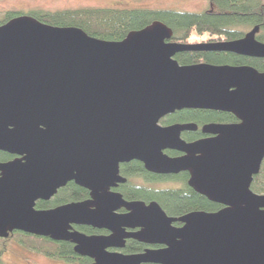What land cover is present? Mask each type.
<instances>
[{"label": "water", "instance_id": "1", "mask_svg": "<svg viewBox=\"0 0 264 264\" xmlns=\"http://www.w3.org/2000/svg\"><path fill=\"white\" fill-rule=\"evenodd\" d=\"M258 30L228 42L182 44L170 42L172 30L159 21L121 41L29 15L0 25V151L15 156L0 162V239L20 231L69 242L91 264H264V194L250 189L264 160V72L174 58L220 51L264 59ZM188 109L230 113L239 123L205 125L202 132L213 137L187 143L181 133L195 125L160 120ZM133 160L156 174L188 172L187 185L223 207L174 218L157 202L125 201L109 188L125 181L119 164ZM68 182L91 199L35 208ZM74 225L110 235L86 236ZM126 237L165 248L106 250L121 248Z\"/></svg>", "mask_w": 264, "mask_h": 264}, {"label": "trees", "instance_id": "2", "mask_svg": "<svg viewBox=\"0 0 264 264\" xmlns=\"http://www.w3.org/2000/svg\"><path fill=\"white\" fill-rule=\"evenodd\" d=\"M209 7L201 12H187L167 9L147 8H105L86 7L65 10L34 9L23 14L18 11H7L1 17L0 25L20 16L29 15L39 22L51 26L76 27L87 35L105 41H121L131 31L143 29L155 21L162 22L172 30L170 42L189 43L197 41L228 42L240 39L244 31L258 26L256 40L264 43V1L263 0H208ZM248 30V31H249ZM247 31V32H248ZM180 65H230L250 66L264 72V59L250 58L220 51H185L174 57ZM235 118L228 113H218L207 110L176 111L160 120L162 125L187 121L194 122H225L230 123ZM12 159L10 155L0 152V162ZM125 175L147 174L138 162L122 166ZM150 179V178H149ZM180 182V180H176ZM250 189L258 194H264V165L259 174L254 177ZM126 201L157 202L169 216L178 217L193 211L215 212L220 206L208 201L204 196L181 183L179 189L149 190L143 187H126L121 190ZM87 191L73 182L68 183L49 201H37V210L55 208L71 202L83 200ZM89 233L91 230L78 228ZM13 240L19 246L43 256L61 260L70 264H88L90 260L77 256L68 242H54L49 238L34 236L20 231H14L7 239H0V254L3 244Z\"/></svg>", "mask_w": 264, "mask_h": 264}, {"label": "flooded vegetation", "instance_id": "3", "mask_svg": "<svg viewBox=\"0 0 264 264\" xmlns=\"http://www.w3.org/2000/svg\"><path fill=\"white\" fill-rule=\"evenodd\" d=\"M189 43H214V42H208V41H204L203 40V41L189 42ZM207 111H210V110H207ZM213 112L225 113V112H219V111H213ZM228 114H230V113H228ZM236 123H239V121L235 118V120L232 121V122H230V123H225V122H203V121H201V122H194V121H187V122H181V123H175V124H193V125L196 126V128L194 130L183 131L181 133V139H183L187 143H190V142H195L197 140L207 139V138H212L213 137V135H211V134H205V133L202 132V127L205 126V125H208V124H236ZM160 125H162V124L160 123ZM169 125H172V124L163 125V126H169ZM165 153L169 157H179V156L182 155V153H178V152H175V151H165ZM10 156H11L12 159L15 158V156H13V155H10ZM12 159H10V160H12ZM131 162H138V161L133 160V161H130V162H127V163H121V164H119V172H118V174H119L120 178L125 179V181L124 182L115 183V185L113 187H110L109 188V191L110 192H115V193H118V194H120L122 196L121 190L122 189H125L126 187H132V186H135V187H143V188H147L149 190L150 189L151 190L179 189L181 187V183L182 182H185L186 186H188L187 185V181L189 179L188 172H179L177 174H156V173H152V172H149L146 169H144L143 164L140 163V162H138V163H140L142 165V168H143V170L145 172V175L147 174L148 179H146L143 174L125 175L122 172V166L123 165H126V164H129ZM263 165H264V160L262 161L260 170L262 169ZM254 177H253V179H254ZM176 180H180L181 183L180 182H176ZM68 183H70V182H68ZM61 189H59L58 191H60ZM58 191H57V193H58ZM87 193H88V195H87L86 198H84L83 200L77 201V202H83V201L90 200L91 199L90 192L87 191ZM122 198H123V196H122ZM149 202L150 201L144 202V203L148 204ZM217 205L220 206L219 209H221L223 207V206H221L219 204H217ZM117 212L118 213H126V211L123 208L119 209ZM178 217H180V216H178ZM178 217H174V218H178ZM172 226L175 227V228H180L182 226V223H180V222H174V223H172ZM73 228H74V230H76V231H78L80 233H83L86 236H108V235H110V232L107 231V230H105V229H96V228H92L90 226H76V225H74ZM78 228H86V229H90L91 231L89 233H85V232L79 231ZM140 230H141V228H133V229L126 228L125 229V233L126 234H134V233L139 232ZM69 244H71V243H69ZM71 245H72L73 252H74V245L73 244H71ZM164 248H165V245H163V244H158V243H145V242L138 241V240H136L133 237H126V238H124L122 240V247L121 248H108L106 250L108 252H118V253H121L123 255H135V254L145 253L146 251L162 250ZM77 256H79V255H77ZM79 257H81V256H79ZM82 258H87V257H82ZM87 259L90 260V262L88 264H91L93 262V260H91L89 258H87Z\"/></svg>", "mask_w": 264, "mask_h": 264}, {"label": "rangeland", "instance_id": "4", "mask_svg": "<svg viewBox=\"0 0 264 264\" xmlns=\"http://www.w3.org/2000/svg\"><path fill=\"white\" fill-rule=\"evenodd\" d=\"M86 7L167 9L198 13L207 9L209 2L208 0H0V16L13 10L27 14L34 9L56 11ZM239 30L246 33L249 29L241 27ZM3 248L0 264H70L26 250L13 240L6 241Z\"/></svg>", "mask_w": 264, "mask_h": 264}]
</instances>
